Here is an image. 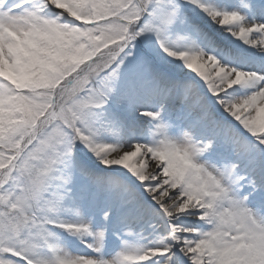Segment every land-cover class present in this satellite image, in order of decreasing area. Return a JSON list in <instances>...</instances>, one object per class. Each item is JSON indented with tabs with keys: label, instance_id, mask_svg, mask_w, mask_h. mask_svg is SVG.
<instances>
[{
	"label": "snow or ice",
	"instance_id": "obj_1",
	"mask_svg": "<svg viewBox=\"0 0 264 264\" xmlns=\"http://www.w3.org/2000/svg\"><path fill=\"white\" fill-rule=\"evenodd\" d=\"M0 264H264V0H0Z\"/></svg>",
	"mask_w": 264,
	"mask_h": 264
}]
</instances>
